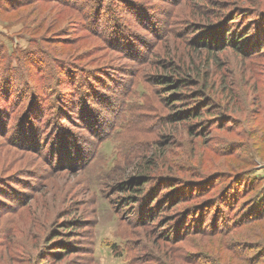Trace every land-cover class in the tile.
Listing matches in <instances>:
<instances>
[{
  "label": "rangeland",
  "instance_id": "374dc122",
  "mask_svg": "<svg viewBox=\"0 0 264 264\" xmlns=\"http://www.w3.org/2000/svg\"><path fill=\"white\" fill-rule=\"evenodd\" d=\"M257 5L0 0V264H238L237 245L248 261L264 252V219L236 226L264 192V49L243 60L204 44ZM171 178L185 196L156 208ZM230 181L247 196L214 206L235 194Z\"/></svg>",
  "mask_w": 264,
  "mask_h": 264
},
{
  "label": "trees",
  "instance_id": "16d2710c",
  "mask_svg": "<svg viewBox=\"0 0 264 264\" xmlns=\"http://www.w3.org/2000/svg\"><path fill=\"white\" fill-rule=\"evenodd\" d=\"M247 11V12H246ZM244 12V11H243ZM247 16H246V20L247 22H242L241 24L238 23H234L233 20H231L229 23L231 24V27L229 29L225 28H218L215 31H211L210 32V36H213L212 41H210V43L208 44L207 41L204 42V44L206 45V47L210 46L211 44H219V45H223L222 47H231L233 48L237 53H239V56H241V58L243 60H246L248 58H253L255 56H257L258 54H261L263 49H264V6L261 5H257L256 7H254L251 10L246 9L245 10ZM244 12V13H245ZM245 15V14H244ZM229 24V25H230ZM240 24V25H239ZM233 27H238L237 30H233ZM240 28V29H239ZM239 29V30H238ZM209 39H211V37H209ZM214 39V40H213ZM252 70V69H251ZM254 75V73H252V76ZM170 80V82H172V84H174L176 87H180V86H186L189 85L190 83V79L188 78H177V79H173V78H168V77H164L162 78V80ZM259 80H255V82L257 83ZM254 91L256 93V98L259 100L258 104L260 107L259 109H261L260 111L264 110V86H260V85H255L254 87ZM227 94L226 96H228L229 93H225ZM207 102H212L213 100H210V98L205 99ZM213 103V102H212ZM205 106H208L206 103L204 104ZM210 115L212 113H209ZM190 116L193 115L194 118L198 119L200 118L202 115L201 110L200 109H194L192 112L189 113ZM263 119V128H264V116L262 117ZM243 146H240V148H236L237 151H240V153H245L247 154V150L245 148H241ZM235 149V148H234ZM264 158V157H262ZM247 162V161H246ZM151 163H153L152 161H149L147 164V167H149L150 169H152V165ZM146 173V172H144ZM244 173V172H241ZM250 172H247L245 175H248ZM150 176L144 175V174H139L138 176L135 177V183L132 185V187L134 186H138L137 188H134V191L136 190L139 193H145L146 190L144 188V186H146V183L148 181H150ZM236 180V179H235ZM234 180V181H235ZM165 183H167L164 187L168 188L169 191L165 192L164 196H165V200L164 199H159L158 200V196L157 198H154V200L151 202V204H153L156 200H158L156 202V208H162L164 209V207H166V203H171V202H176V201H180L184 196H185V189L182 186L176 189V186L179 184V181H176L171 178L170 180H167ZM241 186L244 187V184H240ZM224 187H228V189H234L235 194L233 195V197L231 198H223V192L221 196H219V203H214V206H221V207H226L229 209L231 208L233 205L234 207H238L239 202L241 199L245 198L244 193H242L240 191L239 185L235 186L232 181L227 182ZM245 187H248L247 189H249L250 192L252 191H258V187H259V182L257 180H253L250 183H247L245 185ZM246 189V188H245ZM263 191L259 190L255 196L258 199V197H262L263 196ZM148 195V194H146ZM254 196V197H255ZM133 197V196H132ZM253 197V200L251 199L249 204L247 202H245V205H248L247 209L244 211L243 210V215L239 218V220L236 222V226L239 225H243L245 223H256L262 219H264V199L261 200L260 198V202L259 200L255 199ZM135 200H137L138 198H133ZM217 200V198H209L207 199V203H212L215 202ZM256 200L258 202H256ZM243 205V209L244 206ZM151 206V205H150ZM253 206V208L251 209V207ZM206 215L204 214V218L202 221H205L206 219ZM203 231L200 230L201 233ZM174 233V231H173ZM236 250L233 252V257L236 258L238 264H261L264 263V252H260L261 254L257 255L256 258H252L249 259V261L246 259V257H244L243 255V250L242 248H235ZM233 249H231L230 251H232Z\"/></svg>",
  "mask_w": 264,
  "mask_h": 264
}]
</instances>
